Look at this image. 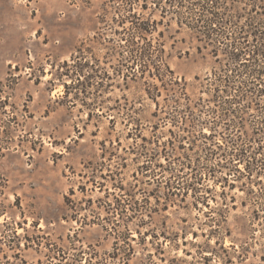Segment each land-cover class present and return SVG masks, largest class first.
Returning a JSON list of instances; mask_svg holds the SVG:
<instances>
[{
    "label": "rangeland",
    "instance_id": "374dc122",
    "mask_svg": "<svg viewBox=\"0 0 264 264\" xmlns=\"http://www.w3.org/2000/svg\"><path fill=\"white\" fill-rule=\"evenodd\" d=\"M251 8L229 4L223 36ZM129 10L158 23L162 79L130 59ZM192 20L167 0H0V264H264V172L207 178L226 57Z\"/></svg>",
    "mask_w": 264,
    "mask_h": 264
},
{
    "label": "trees",
    "instance_id": "16d2710c",
    "mask_svg": "<svg viewBox=\"0 0 264 264\" xmlns=\"http://www.w3.org/2000/svg\"><path fill=\"white\" fill-rule=\"evenodd\" d=\"M124 1L130 5L138 0ZM190 1L185 6L183 1L175 3L172 0H167L169 6L185 7L188 13L193 16V23L188 22L186 25L197 30L199 38L205 43L204 45L212 41L213 35L223 36L224 31L221 28L229 24L230 26L236 25L235 23L241 18V14L229 15L227 13L229 4L236 0ZM248 1L251 2L252 8L246 19V25L236 27L234 31H231L232 34L225 33L226 35L222 38L226 62L220 67L219 71H222V74L219 76L216 74V78L214 77L213 80L214 83L216 81L222 82V88L215 86L213 90L215 93L213 102L219 107L220 112L214 108L206 111L212 115L219 116L218 119L220 118V121L214 118L215 120L212 121L213 130H210L208 136L203 135L205 138L216 137L218 130L215 127L226 121L227 126L224 130L228 131L227 138H229V141L222 136L223 143L227 146L225 149L223 147L224 144L213 143L218 149L224 150L221 156L225 162L218 161L210 168L207 178H214L215 174L221 172L227 165H230L232 169L235 168L234 170L240 173V176L235 177L236 180L240 179L239 177L249 180L254 175V172V177L260 175L261 170L264 172V0ZM156 5L159 6V3ZM141 9H146L145 3L142 4ZM129 11L126 22L130 25L126 32H128L127 34L130 37L128 42L132 46L128 53L130 59L134 61L145 59V61L143 60L144 64H140V73L144 74L148 71L150 75V65L153 66L152 68L156 72L158 71L157 66L152 64L153 54L156 53V58L160 57V61L163 63V58L159 55L163 50L161 47L162 43L153 37V33L157 31L158 23L152 20L151 17L145 18L141 14L132 12V10ZM162 12L165 15L164 9ZM179 23H182L181 20ZM161 34L162 32H158V36ZM217 54L218 50L215 49L214 55L217 56ZM247 55L249 56L246 57ZM166 69L168 71V68ZM151 76L162 79L158 72L157 74L151 73ZM171 81L174 82L175 80L171 79ZM208 82H212L211 78ZM186 100L188 103L190 102L188 97ZM186 108L192 114L189 104ZM250 110H254L256 115H253L254 113L249 114ZM217 112L218 114H216ZM250 115L254 116V119L250 118ZM248 116L253 123L250 132L246 128ZM236 132L242 133L238 134ZM243 133L244 137H242ZM229 143L230 145H228ZM250 143L251 145H249ZM204 149L207 150L208 148ZM208 151L207 157H215L217 155L213 150L210 151L208 149ZM234 161H237L236 164L243 163V172L236 169V164H232ZM194 178L199 182L202 176L198 179L197 176H194ZM218 179L223 180V182L226 181L225 176H220Z\"/></svg>",
    "mask_w": 264,
    "mask_h": 264
}]
</instances>
